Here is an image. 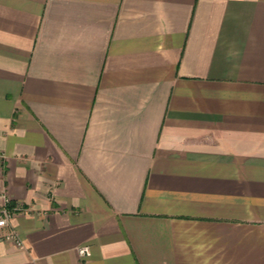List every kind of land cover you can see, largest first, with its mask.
Listing matches in <instances>:
<instances>
[{"label":"crops","instance_id":"obj_1","mask_svg":"<svg viewBox=\"0 0 264 264\" xmlns=\"http://www.w3.org/2000/svg\"><path fill=\"white\" fill-rule=\"evenodd\" d=\"M0 190V264H264V0H0Z\"/></svg>","mask_w":264,"mask_h":264},{"label":"built area","instance_id":"obj_2","mask_svg":"<svg viewBox=\"0 0 264 264\" xmlns=\"http://www.w3.org/2000/svg\"><path fill=\"white\" fill-rule=\"evenodd\" d=\"M21 210H23L21 204H13L9 193L6 190H0V240L11 241L18 247L23 246V239L14 224V218ZM78 252L82 257H89L92 254V248L89 244H83L78 247Z\"/></svg>","mask_w":264,"mask_h":264}]
</instances>
